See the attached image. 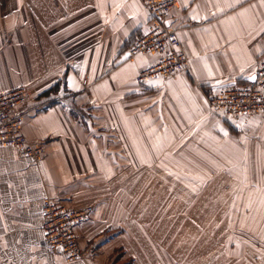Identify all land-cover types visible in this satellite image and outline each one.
<instances>
[{
  "label": "crops",
  "instance_id": "obj_1",
  "mask_svg": "<svg viewBox=\"0 0 264 264\" xmlns=\"http://www.w3.org/2000/svg\"><path fill=\"white\" fill-rule=\"evenodd\" d=\"M149 19L140 0H0V91L25 86L30 104L51 102L23 118L26 136L45 143L40 160L0 144V264H264V248L244 256L238 249L177 250L191 235H177L170 211L175 171L182 170L176 161L191 162L193 147L205 178L264 179V114L237 124L208 107L211 93L256 76L264 0H178L171 22L189 68L141 84L138 71L158 55L130 56L128 47ZM59 87L71 95L64 103ZM124 144L137 151V164ZM257 183L247 186L246 207L236 203V189L228 208L248 233L264 226V182ZM159 193L167 194L162 204L155 203ZM47 197L94 205L76 228L84 258L68 260L49 247L41 228ZM240 210L247 216L239 218Z\"/></svg>",
  "mask_w": 264,
  "mask_h": 264
},
{
  "label": "built area",
  "instance_id": "obj_2",
  "mask_svg": "<svg viewBox=\"0 0 264 264\" xmlns=\"http://www.w3.org/2000/svg\"><path fill=\"white\" fill-rule=\"evenodd\" d=\"M141 1L149 11L150 19L128 51L130 56L158 55V59L138 71L137 81L144 84L153 78H166L188 70L189 56L178 28L171 22L178 0ZM33 100L25 86L0 91V144L13 146L19 154L38 161L44 154L45 143L32 141L26 136L23 118L30 110L41 111L50 101L30 104ZM208 103L213 111H222L235 121L254 113H264V55L258 61L255 79L211 93ZM42 212L41 228L49 247L60 251L68 260L84 258L86 251L79 246L76 228L91 218L93 206L74 207L62 199L47 197Z\"/></svg>",
  "mask_w": 264,
  "mask_h": 264
},
{
  "label": "rangeland",
  "instance_id": "obj_3",
  "mask_svg": "<svg viewBox=\"0 0 264 264\" xmlns=\"http://www.w3.org/2000/svg\"><path fill=\"white\" fill-rule=\"evenodd\" d=\"M141 1V0H140ZM142 2V1H141ZM144 5V4H143ZM145 6V5H144ZM147 9V8H146ZM129 52V51H128ZM130 55V54H129ZM259 61V60H258ZM258 64V63H257ZM142 84V83H141ZM145 84V83H144ZM145 86V85H144ZM53 90V89H52ZM56 90L61 91L63 96L61 102H65V98L71 96L68 92L65 91L64 88L59 87ZM54 99H57L54 97ZM208 107L211 112L217 114L218 117H223L222 111H213L208 103ZM77 111L80 112L81 117L86 118L87 115L76 108ZM222 112V113H221ZM225 114V113H224ZM264 113H254L245 117H241L238 120H233L239 123V121L244 120L252 115H258ZM226 119V118H224ZM239 126V125H237ZM235 128V127H234ZM112 129H114L112 127ZM126 141L125 134L122 135ZM116 138L115 136H113ZM130 144H124L125 152L131 157V160L134 161V164H137L138 161L136 160V150L135 148H131ZM183 147H176L177 155H180L184 158V154L192 152L191 162L190 161H176V165L182 170L175 171V180L174 185L176 186V193L174 196V209H172V205L170 211L175 212L176 218V232L177 235L185 234L187 237H190L191 240L186 244L180 243L179 247L177 246V250L191 248L192 250H205V251H231V250H240L242 255H247L249 252L253 250H258V248H264L263 240L261 238V234L264 233V226H254L251 228L249 232V227L244 226L242 223L241 225L237 224L238 221V211L233 210L229 206L233 203L235 204L234 200L236 198L234 191L238 189L240 191L239 197L236 203H239L243 206H247L248 196H247V186H254L260 183L263 185L264 179H253V178H241V177H215V175H207V178L200 175V162L196 157H198L199 147L191 148L187 153H184L182 150ZM146 150V147H145ZM179 151V152H178ZM167 154L166 152H161V154ZM162 170V167H159ZM145 170H154L153 167L149 166L146 167ZM162 180V179H161ZM172 182V178H169ZM165 183L168 184L166 180ZM204 184L207 186L205 191L202 195L200 193L203 191ZM144 185V184H140ZM259 185V184H258ZM132 188L134 189L135 186L133 185ZM146 194L138 195L139 200H142L143 203L147 202L148 198H146ZM171 193H168V198L172 197ZM167 197V194H158L155 198V203L162 204ZM218 202L220 205L225 208L223 211L216 210L214 208V203ZM172 204V202H171ZM87 205V204H86ZM92 205V204H89ZM71 206V205H69ZM85 205H82V207ZM93 211H94V205ZM158 214L162 215L166 212V210L156 211ZM258 212V211H257ZM222 213V218L217 219V223L215 222L216 215ZM93 212L91 213L90 217L92 216ZM247 210H240L239 218L246 217ZM214 221L213 224H210ZM208 226H212L213 230L208 231L206 228ZM257 229V231H254ZM251 234H254L255 237ZM78 236V235H77ZM208 236L207 238H204ZM79 243V240H78ZM79 246L87 251L84 247L80 244ZM241 255V254H240ZM240 256L239 259L235 258L233 260L243 262V258ZM225 262L231 261L227 258H224Z\"/></svg>",
  "mask_w": 264,
  "mask_h": 264
},
{
  "label": "snow or ice",
  "instance_id": "obj_4",
  "mask_svg": "<svg viewBox=\"0 0 264 264\" xmlns=\"http://www.w3.org/2000/svg\"><path fill=\"white\" fill-rule=\"evenodd\" d=\"M252 79H255V77H252Z\"/></svg>",
  "mask_w": 264,
  "mask_h": 264
}]
</instances>
